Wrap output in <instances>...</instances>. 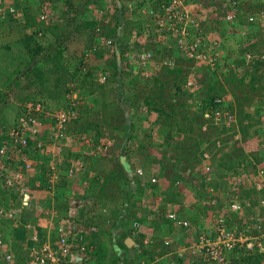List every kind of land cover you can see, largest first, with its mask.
I'll return each mask as SVG.
<instances>
[{"label": "built area", "instance_id": "obj_1", "mask_svg": "<svg viewBox=\"0 0 264 264\" xmlns=\"http://www.w3.org/2000/svg\"><path fill=\"white\" fill-rule=\"evenodd\" d=\"M38 1L40 0H18V5H15L9 0H0V20L9 16L12 20L23 21L25 4H33V2ZM212 1L216 3V6L219 5L225 13L223 18L226 29H237L235 33L244 39H250L249 31L246 28H241L240 24L245 23L239 21L245 20L264 27V8L253 4L252 7L245 6L244 12L241 9V0ZM126 7L128 10L142 12L147 18L146 25L133 29L129 36L128 45L122 46L123 58L128 61L129 66H133L135 63L142 77L152 78V68L160 71L176 65L175 54L190 60L189 63L192 67L196 64H203L209 72L213 70L217 72L219 66L225 63L229 64L231 68L236 66L221 49V38L214 34H206L201 20L195 19L198 8H203L201 1L127 0ZM102 13V10L99 9L89 13L86 18L96 22L95 30L97 33L101 31L100 27L105 23ZM46 19L45 13L39 12L37 14V20ZM37 35L41 36V32L37 31ZM171 39L175 41L174 44ZM146 42L149 44V48L135 49L136 44L142 46ZM117 45L118 43L115 42L114 38L98 35L90 49L96 50L99 49V46H103L102 48H105L107 54V52H115ZM163 45L174 50L175 54L162 55L160 52ZM155 49H159L160 52L156 53ZM242 58L246 65L255 62L264 63V48H247L243 51ZM150 64L153 67L150 68ZM106 76L107 72L101 71L97 79L99 82H103ZM74 84V82H70L71 87L67 93L65 92L67 98L65 107L54 109L47 106L41 99L27 100L15 115L13 122L0 133L2 136L0 139V179L5 178L8 183H14L23 196L29 192L31 171L39 163H43L44 175H42L43 187L41 190H45L49 194L50 202L46 208H43L42 215L52 217L55 213L57 214V221L55 224H51V233L49 232L45 239H39L36 232H32L30 239L33 243L26 247V256L32 264H86L95 240L96 225L92 223L82 224L83 221L79 218L77 206L71 204L60 206L53 196L56 190L55 184L60 178L64 177L70 182L75 176L80 175L79 169L89 162L82 160V156L78 160L72 161L73 163L70 164L69 168L65 169L62 167L65 148H68L71 143L78 146L87 145L90 148L87 151L90 156L105 154L111 144L105 138H100L99 143L95 144L87 133H78L72 130L82 102ZM184 86L194 88L198 84L189 77ZM221 101V98L214 99L216 103ZM198 105L199 101L196 102L195 108ZM212 121L220 132L212 134L210 141L203 143L201 162L195 168L196 171L200 168L199 173L205 177H210L212 174V147L223 145L224 137H229L228 143L232 138L239 139L235 111L217 108L213 112ZM223 126L225 129H222ZM201 130L203 132L208 131V123H204ZM231 130H234V133L229 134L228 132ZM81 152L86 153L84 148ZM37 155L39 156L38 159H34L33 157ZM245 168L250 170L247 171L249 174L247 177L250 181L251 193L242 199L238 196V192L232 193L229 209L240 214L243 213L242 218H240L244 223L248 222V225H245L247 227H227L226 217L223 214L212 213V226L207 231L201 229L196 232L192 244L189 245L191 264L197 259L209 263L224 264L233 251L241 249L246 252L264 250V147L261 157L250 158L247 163L242 162L237 170L246 173ZM136 172L142 174V169L138 167ZM229 174H231L229 176L230 182L235 183L237 172H230ZM80 180H82L80 185L84 187L87 180L85 178ZM156 180V176L150 177L151 183L156 182ZM176 183L178 184L179 181L177 180ZM20 199L22 200V198ZM211 201L216 203L214 200ZM252 201H256L258 206L257 204L254 206ZM0 215H5L10 219L13 217V214L4 208L1 200ZM167 217L183 228L190 227L189 220L180 218L174 211H168ZM131 231L135 235L142 233L141 227L136 221L131 224ZM140 242L145 248L152 247L151 239L147 236L142 237ZM168 243V239L162 240L163 245ZM3 260L5 264H12L14 257L11 253H6L3 255ZM139 264H145V262L140 261Z\"/></svg>", "mask_w": 264, "mask_h": 264}, {"label": "trees", "instance_id": "obj_2", "mask_svg": "<svg viewBox=\"0 0 264 264\" xmlns=\"http://www.w3.org/2000/svg\"><path fill=\"white\" fill-rule=\"evenodd\" d=\"M49 1L53 3V0ZM119 1L120 6H114L116 12L115 15L117 18L116 23L108 28L107 26H103L99 33H96V30L94 29L96 22L86 20L83 17L85 16V13L90 10L89 5H94L95 7L100 6L98 0H64V3L62 4L61 9L59 10V18L61 19L62 14H64V11L66 10L68 11V14H70L67 19L63 18V20L58 19L57 16L55 17V19H52L54 18V14L53 16L50 14L47 15L46 20H37V14H34L32 12L35 10V8L38 10V12H44L43 10L39 11V5L42 4L44 0L33 2L32 5L35 6L34 8L28 4H25V16L23 19L26 24L23 27L25 29V32L22 33L19 38L22 50H18L19 52L17 51V54L13 53L10 48V44H8L3 46L4 52L0 53V55H2L3 57L5 56L4 59H8L9 62L14 63V68L11 73L4 74L3 72H0V103L5 102V99L9 95L8 90H10L11 94V90L13 89L12 86H14V91H16L15 89L21 87L19 86L21 82H19L18 79L24 78L23 80H25L26 78L27 80H29L33 92L24 95L23 98H25V100L41 99L45 102L47 106L54 109H57L59 107H65L67 102L65 92L67 93V91L70 89V82H74V87L77 89L79 98H81V93L88 95L89 97L87 98V100L90 102V104L81 102L79 108V115L78 118L75 120V124L72 130L78 133H87L92 138L95 144L99 143V139L101 136H104L107 139L118 138V144L116 146L119 145L117 147L119 148V150L114 151L113 154L116 156L117 164L119 165L120 170L122 172L121 175L124 180L123 184L128 185V188H126V190L124 191H126V193L130 192V178L127 174L125 163L120 162L121 155H125L127 157L126 163H129V168L131 169L135 168L136 166V164H132L130 162L131 157H135L138 160V164L141 165L147 172H149L150 169L157 170L159 166V169L161 170V175L165 176L171 186L177 187V184L174 183L179 178H175L174 174L177 171L181 172L183 169H185L184 166H187V164L189 163L194 166L195 162L199 161L198 159L200 155V144L204 141H210L211 135L215 133L212 132L211 135H205V133L201 134L199 132L201 125L203 123H208L209 128H216L217 126H215L212 121V116L215 109L226 108L232 111H235V109L231 105V102L228 101L227 91H224L223 87H216L219 85L223 86V84L219 83V76L215 70L210 73L206 71L207 67L203 69L205 70L204 75L213 79V84L207 86L206 91L200 89L201 95L197 99L199 101V105L194 112H190L189 114L187 110H184L183 106L189 108L193 107L190 102H182L183 104H181V102L176 103L172 102L171 100V103L163 105L161 101H159V99H161L159 92H163V87L169 81L165 77L159 78L154 76L152 78L154 84L149 85L146 82V79L141 77L138 71V67L135 63L133 64V66H129L128 61H126L125 59L123 60V50L121 49V45L118 48L121 57L120 64L117 63L116 56L112 52H108V56L103 58V46H99V49L91 50L90 47L97 40V35H105L107 37L112 36L114 37V39L117 36V29L121 25L119 19L120 17H123L127 14V7L124 5L123 0ZM199 1H201L206 8L208 7V5L212 6L214 3L212 0ZM12 2L13 4L18 5V0H12ZM54 4H56V2H54ZM253 4L264 8V0H257L253 2ZM212 8L214 10V13L216 12L215 14L220 17L217 22L218 25L226 28V26L224 25L226 23L223 18L225 13L222 8ZM52 11L56 12V5L54 6ZM134 12L136 11L134 10ZM119 13H121L120 17ZM139 13L141 12H137V14ZM196 17L197 16H195V19H200L199 16L197 18ZM212 17L213 16H211V19H215ZM10 21L15 22L16 20H12L8 16L0 20V27L4 26V24L9 23ZM244 21L245 20H243L242 23H245L248 26L247 29H254V34L257 32V34H261L260 36H262V34L264 35V27L260 26L259 24H257L256 26L258 27H256L253 23ZM210 29H213V26ZM37 31L41 32V36L37 35ZM83 31H85L84 34H82ZM75 34H80V36L73 38ZM261 38L262 37H260L259 40H262ZM171 40L174 44L175 41L173 39ZM262 41H264V39ZM72 43L74 44L72 46L73 49L71 53L73 59L70 60L69 57L65 56V52L68 50L69 47H71ZM143 46H145V48L150 47L149 44L146 42V44L142 46L136 44L135 49H140V47ZM155 52L159 53L160 50L155 49ZM160 53L162 55H168L175 54V51L171 48L168 49L166 48V46L163 45ZM174 58H176V65L171 66V68L167 67L163 69L166 74V77L171 78V88L173 89V92L171 93L172 96L175 91L174 87L178 86V83H182L183 85L189 77L190 79H195L194 74L192 73V71H195L189 63L190 60L179 57L176 54ZM232 61L234 63H237L236 60L234 61L232 59ZM238 61H240L242 64L244 62V59L239 58ZM242 65H244V63ZM261 65L262 64L260 62L244 65V69H246L244 70V73L240 75V77L238 75L236 76L237 78L239 77V82L241 84H244L247 80H249L252 84V79H250V77H248L249 79L246 78L247 76H249L247 72L248 70H256ZM82 66H84L83 69ZM151 67H153L152 64H150V68ZM225 68L227 70H230V73L232 72L231 66L229 64H227ZM104 69L108 71V77L106 81L107 84H109V92H104V89L102 90L101 88L97 90L96 87V85L98 87L102 86L96 83L95 79L97 78L98 73ZM134 69L136 70V72ZM13 73L16 74V79L14 77L12 78ZM226 75L224 76L228 80L229 78L233 79L235 77L233 73L227 76ZM123 76H125V79H123ZM174 78L177 79V82H174L172 85V80ZM95 83L96 88L94 89ZM152 86H154V88H152ZM214 87H216L217 89H215ZM251 87L254 88L253 86ZM221 93H223L224 95H222ZM107 94L111 95L112 98L107 96ZM215 98H221L222 101L220 103H216L214 102ZM125 111L128 112V119L124 115ZM190 111H193V109H191ZM90 113L93 114V117L91 119H85L86 116L90 115ZM204 113H208V115L205 117L203 116ZM178 114L181 116L191 115L192 118L198 119V135L197 137L192 136L196 137V139H190L191 141L188 144L181 143L172 145L173 143H170L169 146L172 145V154L170 157V153L169 151H167L168 149L166 148V145L167 143H169L168 140L169 138H171V133L169 132L170 134H168V132H162L161 127L171 123V125H176L178 127L179 134L181 130H183V133L184 131H187L186 125L188 123H185L183 119H177L176 115ZM3 121H5V119H0V122H2L0 124V131L3 130V128L5 127ZM188 125H191V123H189ZM222 129H225V127L223 126ZM87 130H90L91 133H88ZM154 131H156V133H161L164 135V138L159 141V144H154L151 141V134ZM215 131L218 132L217 130ZM113 132L115 133L113 134ZM228 133L232 134L234 133V130H231ZM176 141H178V139ZM133 143H136V148L134 150H127V148L132 147ZM151 148H155L156 151L150 153ZM84 149L86 153H82L80 149L78 151H73L70 147L65 148V158L63 160L62 167H64L65 169L69 168L70 164L73 163L72 161H76L82 156V160H88V164H84L79 169V176L81 177L79 178L78 176V178L76 179H79L80 184L82 181L80 179L85 178L87 180L86 185L84 187L82 186L84 189V197H93V194L91 193L96 189L95 187L97 183L95 182V180L101 178L99 176V166L97 167L95 165V162H97L101 157L100 154L89 156L87 151L90 148L87 145ZM217 153L218 151L216 152V154ZM249 156L253 157L254 155L245 153L243 149H240V145H237V147L234 146L226 152L227 159L221 157V159H217L219 160V162L217 163H219V165H225L226 163L229 170L235 171L234 167H238L241 164L240 162L249 161ZM38 157L39 156L37 155L33 158L38 159ZM168 157H170L171 159L168 160ZM254 158L256 159V157ZM38 166L42 167L43 163H39ZM93 166H96L97 169H95ZM93 169L96 170V172H93L94 175L93 173H91ZM43 171L44 167L39 168V170L35 172V174H37L35 177L33 175L31 177L29 176V190L32 188V186L35 185V182L39 183L37 185V188L41 189L43 187L41 181V178H43L42 175H44ZM114 173L115 170H112L110 171V173L106 174L103 179H101L102 186L106 187V183L118 182L119 179L115 180V177L113 176ZM136 176V174L133 176V181L135 185L139 184L142 180V177ZM182 179L179 180L182 181ZM2 180H5V178L0 179V182ZM208 181H210V179ZM69 186L70 184L68 183V180L64 177L60 178L55 184L56 190L53 196L55 201L58 202L60 206L67 205V195L70 192ZM104 189L105 188H101V190L103 191ZM139 189V186L136 185L135 191L132 193V196L137 195V193H139ZM249 190L251 191V189ZM250 191L248 192L251 193ZM252 202L254 206L256 204L258 206V203H256V201ZM99 204L107 206V204L102 202H100ZM114 204L113 206H111L110 214L112 215L111 218H114L115 220L111 218H106V220H109L112 228L118 227L117 225H119V227H122L124 224V217L122 216L123 219L122 217H118V208L120 206H125V204L124 202H122L120 205ZM84 207L85 206L79 208L80 216H84L87 213L83 211L85 209ZM113 207L114 209L112 210ZM133 214L134 213H132V215ZM34 219L31 218L29 220V223L35 222ZM92 219L93 218L89 220L85 219L83 221L84 223H87L90 220L92 221ZM11 220L14 221V217H12ZM240 222L241 220L239 219V223ZM225 223L227 227H231L229 226V221L226 220ZM21 226L22 228H25L24 225ZM35 232L39 239H45L48 235L47 233H44L43 236H40L38 234V231ZM124 234L125 232L122 233V235ZM119 245H122V243L120 242ZM232 253L234 254V256L232 255L230 259L232 260V258H235L234 260H232V262H236L237 264H262L261 261L263 259V256L260 254L261 252H258V250H255L253 252H246L245 250L241 249L233 251ZM91 255L92 253L89 254V258L86 264H90ZM235 255H237V257ZM230 259L229 262H231ZM115 260L117 261L118 257H115ZM95 264L105 263L99 261V263Z\"/></svg>", "mask_w": 264, "mask_h": 264}, {"label": "crops", "instance_id": "obj_3", "mask_svg": "<svg viewBox=\"0 0 264 264\" xmlns=\"http://www.w3.org/2000/svg\"><path fill=\"white\" fill-rule=\"evenodd\" d=\"M9 1L12 2V0ZM126 1L123 0L125 6ZM115 5H117V0H114V6ZM110 6L111 5L109 4L107 5L108 15H112L114 13L115 7L112 8V6ZM212 7L215 6L208 5V7L206 8L203 5V8H198L196 16H199L202 25L204 26L203 28L206 34L208 32L210 35L214 34L221 38V49H223V52L226 57L237 61V63L235 62L236 67L231 68L232 72H228L229 74L233 73L235 77L233 76V79L229 78L228 80L224 76V74L226 75L227 73H224L222 74L223 77L221 78L222 81L220 80V82L223 84L224 88H227L228 84H231V86H237L239 80L236 76L238 74L239 76L242 75L244 73V70H246L244 69V65H242L241 62L238 61V59L241 58L240 48H264V41H262L264 39V35L262 34V36H260L261 34H257V32L254 34V29L249 31L247 29L248 26L246 24H240L241 28H246L249 31L247 32L249 33V36L251 38L246 40V38L244 39L241 35L235 33L237 29H235L234 31V28H232L233 30H227L223 26L221 27L217 23L220 17L215 14L216 12L214 13ZM126 13H128L126 14L127 16L124 15L123 17H120L121 13H119V17L124 18L126 16L131 27L133 26V28H141L146 25L147 18L142 12L137 14V12H134V10H128L126 8ZM211 16H213L212 18L215 19H211ZM126 18H124L123 20H126ZM103 20L106 22L107 28L112 26L115 22H113V20L108 16H104ZM120 20L121 19H119V21ZM254 25L256 26V24ZM212 26L214 30L210 29ZM118 29L119 30L117 31V36L115 37V39L121 41L123 39V36H121L122 33L120 27H118ZM84 32L85 31H83L82 33ZM249 36H247V38H249ZM260 37H262V40H259ZM0 42H2L1 39ZM13 49L11 50L13 51ZM0 51L4 52L3 44L0 45ZM70 59L72 60L73 58L70 57ZM196 65H198L199 72L204 75V71L201 69L203 65ZM193 68L195 69L194 65ZM222 69L223 72L227 71L226 68ZM3 73L7 74L8 72L6 70H3ZM194 73L195 72H193V74ZM248 75H250V78L252 77V81H254L255 76L257 77L258 75L259 77L255 82H253L252 84L250 83L248 86H264V67L261 70H248ZM194 78H196V76H194ZM175 89L177 92L179 91V88ZM205 89H207V87ZM215 89L217 88L215 87ZM235 91L237 92V89H232L233 94H236ZM164 94H166V96H169L168 93L164 92ZM227 96L230 102L233 100V102H231V105L234 107V109L237 110H235V112H237L236 129L239 132L240 141L238 144L237 141H234L235 143H233L230 147L225 146L223 147L224 150L223 148L218 150V159H221V157L227 159L226 152L234 146L237 147V145H240V149H243L245 153L254 155L253 157L262 156V151L264 147V99H252L251 102H247L244 101V98H242L241 95H236L237 97L234 98L231 93H228ZM246 115L249 116L247 122L241 119V116ZM204 116H207V114L204 113ZM185 117L186 116H183L181 119H184ZM1 119H5V121H7L6 118ZM241 123H245L246 125L241 126ZM161 130L162 132H168V134L171 133L172 140L180 139L179 135H182L184 137L183 130H181L179 134L178 127L176 125H171V123L161 127ZM156 136H159L158 141H156ZM160 137L163 139L164 135L161 133H156V131H154L151 134V141L154 144H159V139L161 140ZM172 145H174V143ZM155 151V148L150 149V153H153ZM114 156V154L110 155L109 159L115 158ZM248 158L250 159L251 156H249ZM120 160L122 163H124L126 162L127 157L124 156V159L120 158ZM130 162H132V158L130 159ZM95 165H98V161L95 162ZM127 166H129L128 163ZM184 168L185 169H183L181 172L177 171L174 174L175 178H183L182 181L177 184V187L171 186L165 176L161 175V172H159V166L157 170L150 169L149 173L155 172L154 174L158 175L159 179L157 183L151 184L148 182V177H145L140 181L139 184H136L140 188L139 193H137V195L132 196V193H126V198L128 196L129 200L127 199L126 201H124L125 206H120L118 208L119 211L117 210L119 213L118 217H124V224L122 227H119V225H117L118 227L116 228H112L109 220H106V218L110 219L112 216L110 214V210L106 211V209L103 207L99 208L102 211L100 212V214L96 215V212H93L95 210H93V206L91 208L92 202L96 201L95 198L99 199L97 197L94 198V195L103 196V192H105V189L107 188L102 186V184L101 186L99 185V179L95 180L98 186L96 185V189L92 192V194L94 193L93 197H90L89 201L79 206H85V209L83 211L85 213L87 212L84 216L79 215L81 221L93 218L92 221L90 220L87 223H84L83 221L82 224L87 225L89 223H92L97 227L94 236L95 240L92 244L93 247L91 249L92 255L90 256V264L99 263V261L101 262L102 255L101 258L98 255L99 253H104L106 251V246L110 247L108 252L109 256L115 254L116 257H118V260L114 264H139L140 261H144L145 264H191V256L188 250L189 245L192 244L196 232L201 229H205L207 231V229L212 226V213L223 214L226 217V220L229 221V226L231 227L240 228V226H245L246 224L248 225V222L244 223L241 219L243 213L240 214L238 212L231 211L229 209V203L231 201L232 193L238 192V196L241 197V199L244 197H248V191H250V181H248L249 174L247 173V171H250L248 170L249 168L244 169L247 174L243 172L241 173V171L237 170V181L235 183L230 182L231 179H229L228 182V178L229 176H231V174H227L225 176V172L229 170L226 163L225 165H219V163H216L213 172L210 175V178L214 180L210 181H207V179H205L202 174H190L191 166L187 165L184 166ZM38 169L39 167L36 166L35 170L37 171ZM36 171L32 172V175L34 177L37 175L35 174ZM75 177L78 178V176ZM41 181L43 180L41 179ZM79 182V179H73L71 181L69 186V193L72 194L74 197L83 200L87 198V196L84 197V189L82 186H80ZM34 184L35 185L32 186V188L28 192V201L25 204L23 201H21L20 198L22 196L14 183H8L6 180H2L0 182V200L3 201L4 208H6L8 212L10 211L11 213H13L14 217L13 221L5 217V215H0V264H5L3 260V255L6 253H11L14 257L12 264H32L31 262H29L26 256V247L33 243V241L30 239L32 232L34 233L35 231H38V234L40 236H43L44 233L49 234V232L51 233V224L53 225L55 224V221H57L56 213L52 215V217L42 215V208H45V204L50 202V196L45 190L37 188V185L39 184L38 182H35ZM136 185L134 183V186L132 187L133 192L135 191ZM105 186H108L107 183L105 184ZM102 187L105 188L104 191L99 192L100 188ZM96 190L98 194H95ZM211 200L216 201V203H212ZM98 202L100 203V201ZM107 202L110 203L109 199L107 200ZM111 202V204H121V202L119 201L113 202V199L111 200ZM113 209L114 207L112 208V210ZM168 211H174L180 218L189 220L190 227L183 228L182 226H179L169 220L167 217ZM132 213L134 214L132 215ZM31 217L33 219L35 217V222L29 223V221H24L29 218L31 219ZM239 219L241 220L240 223ZM134 221H136L140 225L142 230L141 234L135 235L130 230L131 224ZM21 225H24L25 228H22ZM19 226L22 229H19ZM123 232H125L124 235H122ZM146 236L149 237L152 242V247L147 249H145V247L140 244V239ZM127 238L132 240L128 242L129 246L125 244ZM165 238L169 240V243L167 245L162 244V240ZM120 242L122 243V245H119ZM129 251L132 252V254L129 253ZM260 254L263 256L261 263L264 264V251ZM232 255L234 256V254L231 253L229 259L232 257ZM235 256L237 257V255ZM229 259L227 262H229ZM234 259L235 258H232V260ZM232 260L230 259L231 262H226L225 264H237L236 262H232ZM102 262L105 264H111L107 263L106 260L105 262ZM193 264L215 263H209L207 261L197 259L193 262Z\"/></svg>", "mask_w": 264, "mask_h": 264}, {"label": "rangeland", "instance_id": "obj_4", "mask_svg": "<svg viewBox=\"0 0 264 264\" xmlns=\"http://www.w3.org/2000/svg\"><path fill=\"white\" fill-rule=\"evenodd\" d=\"M74 1H76V0H74ZM243 1V2H242ZM255 1H257V0H241V4H242V6H241V9H242V11H244L245 12V6H249V7H252V5H253V2H255ZM54 2H56V4H54ZM98 2H99V4H100V6H98L99 8H101V10H104V9H107L108 7H107V5L109 4V5H111L112 6V8H114V0H98ZM51 2L49 1V0H44V2L42 3V4H40L39 6H40V8H39V11H44L43 13H45L46 15H49V14H51L52 16H53V14H54V18H52V16H51V18L52 19H55V17L57 16V18L58 19H60L59 18V16H60V9H61V6H62V4L64 3V0H53V3H51ZM215 5H216V3H214ZM28 5H30L31 7H35V6H33L32 5V3H29ZM41 5H42V7H41ZM56 5V12H54V11H52L53 10V8H54V6ZM110 6V7H111ZM30 7V8H31ZM217 7H219V5H217ZM70 11V10H69ZM48 12V13H47ZM32 13H34V14H38L39 12H38V10L35 8V10L32 12ZM89 13V10L85 13V15H87ZM115 9H114V13L112 14V15H108V11L107 10H105V11H103V13H102V16H108V17H110L112 20H113V24H115L116 23V21H117V18H116V15H115ZM70 14V13H69ZM69 14H68V11L66 10V11H64V14H62V17H61V19L63 20V18L64 19H67V17L69 16ZM128 14V13H127ZM127 16V15H126ZM126 16L124 17V18H126ZM84 18H85V16H83ZM124 18H120L121 20H120V22H121V26L122 27H120V29H122V31L124 32V34H126L131 28H133V26L131 27V25L129 24V21H128V19L126 18V20H123ZM60 19V20H61ZM242 21L243 20H241V21H239V22H241L242 23ZM24 25H26L25 24V21L23 20H20V21H15V22H9V23H6V24H4V26H2V28L0 27V39H1V41L2 42H4V43H2V42H0V45L1 44H3V46L4 45H8V44H10L11 45V49H13V53H16L17 54V51L18 50H20L22 47H21V44H20V42H19V38H20V36L22 35V33H24L25 32V29L23 28L24 27ZM257 25V24H256ZM249 29V28H248ZM231 30H233V29H231ZM250 30V29H249ZM235 31V30H234ZM82 34H84V33H82ZM77 36H80V34H75L74 36H73V38H76ZM1 37H3V38H1ZM125 37V36H124ZM74 44L72 43V45H71V47H69L68 48V50L65 52V56L66 57H71L72 58V55H71V53H72V46H73ZM22 50V49H21ZM19 52V51H18ZM0 53H3L2 51H0ZM17 56H19V55H17ZM241 56V58H242V55H240ZM5 58V56L3 57L2 55H0V69H1V71L3 72V70L5 71H7L8 73H11L12 72V70H13V68H14V63H11V62H9V60L8 59H4ZM71 60V59H70ZM244 63V65H246L245 64V62H243ZM242 63V64H243ZM225 66L227 65V63H225L224 64ZM224 67V66H223ZM222 67V68H223ZM236 67V66H235ZM195 68L197 69L198 68V65H195ZM202 68V67H201ZM194 69V71H195V73H194V76H196V82L198 83V81H200V83H202V84H200L201 85V87L199 86V87H197V88H192V89H188V88H184L183 86H182V83L181 84H179L178 83V86H176V87H174V88H179V91L177 92V91H174V94H175V96H177V97H179L180 99H178L177 101V103H180L181 102V104H183L182 102H190V104H192L193 105V107H186V106H183L184 107V110H187L188 111V113L190 114V110L191 109H193L194 108V106H195V102H196V100L198 99V97L201 95V90L200 89H204V91H206V87L207 86H209V85H211V84H213V79L212 78H209L208 76H206V75H202L200 72H199V70L197 69ZM0 71V72H1ZM228 72H230L229 70H227V71H225V72H223V69L222 70H219V68H218V70H217V73H218V75L220 76L219 77V83L221 84V82H220V80H221V78L223 77V75L222 74H224V73H228ZM248 73V72H247ZM15 73H13V76H12V78L14 77L15 78ZM161 75H163V71L159 74V78L161 77ZM225 75V74H224ZM238 76H239V74H238ZM240 77V76H239ZM238 77V78H239ZM248 77H250V75L249 76H247L246 78L247 79H249ZM3 78H4V76H3ZM200 78V79H199ZM257 78H259L258 77V75H257V77L255 76V78H254V81H252V82H255L256 80H257ZM16 79V78H15ZM14 79V80H15ZM18 79V78H17ZM22 79V80H21ZM21 79H18V81L19 82H21V84L19 85V86H21V87H19L18 89H15L16 91H18V92H16V91H14L13 89H14V86H12L13 87V89L11 90V94H10V90H8V93H9V95H8V97L5 99V102H3V103H0V119L1 118H6L7 119V121H3V123H4V125H6V126H8L12 121H13V118L15 117V115L20 111V109H21V106H22V104L24 103V101H26L25 100V98H23L24 97V95H26L27 93H32L33 91H32V86H31V84H30V82H29V80H27L26 78H25V80H23L24 78H21ZM123 79H125V76H123ZM208 79V80H207ZM211 79V80H210ZM250 79H252V77L250 78ZM224 80V79H223ZM222 81V80H221ZM147 83L149 82V80L148 81H146ZM176 83L177 82V79H173L172 80V85H173V83ZM97 83V82H96ZM96 83L94 84V89L97 87V90H99L100 88L103 90L104 89V92L106 91V92H109V88H108V86H109V84H107V81H105V83L104 84H100V83H98V84H100V85H102L101 87H98L97 85H96ZM146 83V84H147ZM15 84V83H14ZM250 84V81L249 80H247L244 84H240V82H238V84H237V86H231V84H228L227 85V88H224V86H223V89H224V91H227V94L228 93H231V95L234 97V98H236L237 96L236 95H241L242 96V98H244V101H249V102H251L252 101V99H261V100H263L264 99V86H253L254 88H252L251 86H248ZM89 85V84H88ZM95 85H96V87H95ZM142 85V84H141ZM140 85V86H141ZM148 85V84H147ZM125 86V85H124ZM127 86V85H126ZM149 86V85H148ZM231 86V87H230ZM217 88H221L222 87V85L220 86H216ZM226 87V86H225ZM241 87V88H240ZM152 88H154V86H152ZM165 88L166 89H164L163 91L165 92V93H169V94H171L173 91H172V88H171V86H165ZM215 88V87H214ZM237 89V92H236V94H233L232 93V89ZM239 88H240V91H239ZM202 89V90H203ZM227 89V90H226ZM229 89H230V92H229ZM80 90H81V88H80ZM199 90H200V92H199ZM25 92V93H24ZM203 92V91H202ZM257 92H258V94H257ZM15 93V94H14ZM220 94V93H219ZM222 95H224L223 93H221ZM159 95L161 96V99H159V101H161V103L163 104V105H167L168 103H169V100H168V98H166L165 96H166V94H163L162 92L161 93H159ZM107 96H109L110 98H112L111 97V95H109V94H107ZM170 96V95H169ZM172 96V95H171ZM262 96V97H261ZM89 96L88 95H85V94H82L81 93V99H82V102H84V103H89L90 104V102L87 100V98H88ZM188 97H190V98H188ZM258 97V98H257ZM18 98V99H17ZM233 98V99H234ZM194 100V101H193ZM229 102H230V100H228ZM231 102H233V100L231 101ZM261 102V101H260ZM186 108V109H185ZM94 110V109H93ZM236 110V109H235ZM237 111V110H236ZM237 113V112H236ZM124 115H126V113L124 112ZM93 117V114H91L90 113V115H88V116H86V118L85 119H91ZM183 116H180V115H177V119H181ZM85 119H83V120H85ZM200 119V118H199ZM241 119H243L244 121H246L247 122V120L249 119V116L248 115H246V116H241ZM183 121H185V123H191V125H186V130L187 131H184V137L182 136V135H179L180 136V139H178V141H176V140H172L171 138H169V140H168V142L169 143H167V145H166V148L168 149L167 151H169V153H170V157H171V145L169 146V144L170 143H174V144H181V143H184V144H188V143H190V139H193V138H195L196 139V137H197V135H198V125H197V121H198V119H194V118H192V116H186L184 119H183ZM2 122H0V124H1ZM246 124L245 123H241V126H245ZM87 132L88 133H91L90 132V130H87ZM212 132H215L216 133V131L212 128L210 131H207V134L208 135H211L212 134ZM115 132H113V134H114ZM190 134H191V136H190ZM192 136H196V137H192ZM212 136V135H211ZM158 137L159 136H156V141H158ZM161 138V137H160ZM112 139V142H113V146H112V149L108 152V154L106 155V154H104V155H102L101 156V158H99V160H98V165H97V167L99 166V173H100V179H99V185L101 186V179H103V177L104 176H106V174H108V173H110V171H112V170H115V173L113 174V176L115 177V180H118V182L117 183H115V182H113V183H107V185L108 186H106L107 188L105 189V192H103V190H101V188H100V191L99 192H103V196L102 195H99V196H95L94 195V193H93V195H94V198L95 197H98L99 199H96L95 198V202H92V205H91V208H92V206H93V212H96V215L97 214H100V212L102 211L101 209H99V208H105L106 209V211H108V210H110V208H111V206H113V204H111L112 202H111V200L113 199V202H124V201H126L127 199L129 200V198H128V196H127V198H126V192L124 191L125 190V188H128V185H125V184H123L124 183V180H123V177H122V175H121V170H120V167H119V165L117 164V161H116V156H114L115 158H110L109 159V156L110 155H113V153H114V149L116 148V147H118V146H116L118 143V138H111ZM162 139V138H161ZM159 141H160V139H159ZM176 142V143H175ZM241 143V142H240ZM71 149L72 148H74V146H75V144L74 143H71ZM116 149H118V148H116ZM216 149V147H212V151H214ZM170 157H168V160H170L171 158ZM160 165V164H159ZM187 165H189V166H192V164L191 163H189V164H187ZM97 167L95 166L94 168L95 169H97ZM162 167V166H161ZM235 168V171H236V169H237V167L235 166L234 167ZM95 169H93V171L91 172V173H93V172H95L94 170ZM160 170V169H159ZM161 171V170H160ZM93 175H94V173H93ZM226 176V175H225ZM97 185V184H96ZM98 186V185H97ZM103 188V187H102ZM123 188H124V190H123ZM92 194V193H91ZM95 194H98L97 193V190H96V192H95ZM112 198V199H111ZM109 199V201H110V203L109 202H107V200ZM100 201V202H103V203H105V204H108L107 206L106 205H100L99 204V202L98 201ZM32 218V217H31ZM30 220V218L29 219H26V220H24V221H29ZM19 229H22V228H20V226H19ZM102 247V246H101ZM109 246L107 247H105V249H106V251L104 252V254L103 253H99V257L101 258V255H102V260L101 261H104L105 262V260H106V262L107 263H111V264H114L115 262H116V260H115V257H116V255L114 254V255H108V252H109ZM102 249V248H101ZM129 253H131L132 254V252H130L129 251ZM113 254V253H112ZM118 255V254H117ZM134 257V256H133ZM112 261V262H111Z\"/></svg>", "mask_w": 264, "mask_h": 264}, {"label": "clouds", "instance_id": "obj_5", "mask_svg": "<svg viewBox=\"0 0 264 264\" xmlns=\"http://www.w3.org/2000/svg\"><path fill=\"white\" fill-rule=\"evenodd\" d=\"M120 2V1H119ZM214 5V4H213ZM215 7H217L216 5H214ZM89 8H90V10H89V13H92L93 11H97V10H101V8H99V7H95L94 5H91V6H89ZM108 9V8H107ZM107 9H104V10H102V12L103 11H105V10H107ZM88 13V14H89ZM88 14L87 15H85V18L84 19H86L87 18V16H88ZM51 15V14H50ZM103 17V19H104V16H102ZM87 20V19H86ZM91 21V20H90ZM93 22V21H92ZM122 25V24H121ZM121 25L119 26V27H121ZM103 26H107L106 25V22L103 24V25H101V29H102V27ZM96 28V24H95V26H94V29ZM136 28V27H135ZM135 28H131L126 34H124V32L122 31V29H121V33L123 34H121V36H123V39L121 40V41H118V40H116L115 39V41H116V43H118V45H117V47H116V50H115V52H113L114 54H115V56H116V59H117V63L118 64H120V60H121V57H120V53H119V51H118V48H119V46L121 45V49H122V46H124V45H128V41H129V36H130V33L132 32V30L133 29H135ZM100 29V30H101ZM119 29H117V31H118ZM97 33V32H96ZM208 33V32H207ZM98 36V35H97ZM103 36H105V35H103ZM125 36V37H124ZM105 37H107V36H105ZM111 38H114V37H111ZM251 38V37H250ZM119 39H120V37H119ZM246 40H248V39H246ZM118 41V42H117ZM144 48H145V46H143ZM247 48H250V47H241L240 49H241V51H240V55H242V53H243V51L245 50V49H247ZM102 50H103V48H102ZM108 53V52H107ZM117 53L119 54V60H118V57H117ZM108 56V54H106L105 53V48H104V50H103V58H105V57H107ZM123 60H124V58H123ZM262 65L258 68V69H262L263 67H264V63L263 62H260ZM203 65V64H202ZM224 66V67H223ZM221 67H223V68H225L226 66L225 65H221V66H219V70H221L222 68ZM206 67L203 65L202 66V70L203 69H205ZM235 70V69H234ZM101 71H106L107 72V76H106V79L103 81V82H99L98 81V76H97V78L95 79L96 80V82L97 83H102V84H104L105 83V81L107 80V77H108V71L106 70V69H104V70H101ZM100 71V72H101ZM163 71V75H161V77L160 78H166L169 82L168 83H166L165 84V86H171V78H167L166 77V74H165V72H164V70H160V71H157V70H155V68H152V72H153V76H152V78L154 77V76H156V77H159V74L161 73ZM204 72H205V70H203ZM206 71H208V69L206 68ZM230 71V70H229ZM99 72V73H100ZM209 72V71H208ZM98 73V74H99ZM211 73V72H210ZM219 76V75H218ZM142 77V76H141ZM142 78H144V77H142ZM152 78H150V79H146V78H144V79H146V81H148L149 80V82H148V84L150 85V84H154V82H153V80H152ZM194 80H196V78L194 79ZM196 82V81H195ZM197 83V82H196ZM198 86H200V83H199V81H198ZM165 86L163 87V90L164 89H166L165 88ZM184 88H188V89H192V87H186V86H184V84L182 85ZM198 86H196V87H194V88H197ZM172 91H173V89H172ZM175 91H176V89H175ZM159 93H161V91L159 92ZM163 94H164V91L162 92ZM168 95H170V96H165L166 98H168V100H169V103H171V100H172V102H178L177 100L178 99H180L179 97H177V96H175L174 94H173V96L171 97V94H169L168 93ZM82 100V99H81ZM27 101V100H26ZM198 100H196V102H197ZM25 102V101H24ZM195 102V103H196ZM195 106H196V104H195ZM195 106H194V108H193V111H190V112H194L195 110H196V108H195ZM198 112V111H197ZM125 113H126V115H125V117L128 119V112L127 111H125ZM236 113V112H235ZM207 115H208V113H206ZM191 116V115H190ZM204 116V115H203ZM236 116H237V114H236ZM206 117V116H205ZM201 119V118H200ZM13 120H14V118H13ZM13 122V121H12ZM11 122V123H12ZM204 122V121H203ZM10 123V124H11ZM9 124V125H10ZM204 124V123H203ZM203 124L201 125V127H200V129H199V132L202 134V133H205V135H207V131L206 132H203L202 130H201V128H202V126H203ZM8 125V126H9ZM8 126H6L5 125V127L3 128V130H5L6 129V127H8ZM212 128H209V130L208 131H210ZM214 130H217L218 131V133L220 132L217 128H213ZM3 130H1L0 131V133L3 131ZM217 133V132H216ZM223 133V132H222ZM0 136H1V134H0ZM1 138H2V136H1ZM100 138H105L104 136H101ZM105 139H107V138H105ZM228 139H229V137L228 138H226V137H224V139H223V145H220V146H217L216 147V149L214 150V151H212V156H211V160H212V172H213V169H214V166L216 165V163L217 162H219V160H217L218 159V156H217V154H216V152L218 151V150H220L221 148H223V147H225V146H228V147H230L231 145H232V143H234L233 141H237V144L239 143V139H231L230 140V142L228 143ZM107 140H109L110 142H111V144H110V147H109V149H108V151L105 153L106 155L108 154V152L112 149V146H113V142H112V139L111 138H108ZM204 142H206V141H204ZM204 142H202L201 144H200V155H199V161H197V162H195V164H194V166H192L191 167V171H190V174H192V175H196V174H202V173H199V170H200V168L198 169V171H196L195 170V168L196 167H198L199 166V164H200V157L202 156L201 155V149H202V145H203V143ZM136 143H133L132 144V147H130V148H127V150H134L135 148H136V145H135ZM129 146H130V143H129ZM68 147H70L71 148V146H68ZM83 148H85V146H78V145H75L74 146V148H72L71 150H73V151H78L79 149L80 150H82ZM117 148V147H116ZM115 148V149H116ZM224 149V148H223ZM117 150H119V148L118 149H116L115 151H117ZM102 155H104V154H101L100 155V157L102 156ZM121 156H125V155H121ZM121 156H120V158H121ZM126 157V156H125ZM261 157V156H260ZM132 158V164H136V166H135V168H133V169H131L132 170V174H133V176L136 174L137 176H140V177H142V179H144L145 177H148V182L149 183H151L150 182V177L151 176H156V178H157V180H156V182H154V183H151V184H155V183H157V181H158V179H159V177H158V175L157 174H154L155 172H153V173H149V172H147V171H145V169L141 166V165H139L138 164V160L135 158V157H131ZM252 159H255L254 157H251ZM256 158H258V157H256ZM141 161V160H140ZM120 162H121V160H120ZM247 162H249V161H246V162H244V163H247ZM122 163V162H121ZM125 163V165H126V168L128 167L129 168V166H127V163L126 162H124ZM240 163H242V162H240ZM141 164V163H140ZM128 165H129V163H128ZM38 166V165H37ZM39 167V166H38ZM141 168L142 169V174H138L137 172H136V169L137 168ZM39 168H41V167H39ZM150 169V168H149ZM39 170V169H38ZM34 171H36L35 170V167H34V170H32L31 171V176H32V172H34ZM150 171V170H149ZM159 172H161L160 170H159ZM230 172H235L234 170H227L226 172H225V175H227V174H229ZM30 176V177H31ZM202 176H203V174H202ZM203 177H205V176H203ZM77 177H75V178H73V179H76ZM134 178V177H133ZM41 179H43V178H41ZM205 179H207V181L210 179L211 180V178L210 177H205ZM228 180H229V178H228ZM72 181V180H71ZM71 181L70 182H68L69 184L71 183ZM178 181L180 182V180L178 179ZM175 184H177L176 183V181H175ZM179 184V183H178ZM134 186V181H133V184H131V181H130V194L131 193H133V189H132V187ZM27 195L29 196V194L27 193ZM71 196V197H69V196ZM67 195V198H68V202H67V204H70L71 203V200L72 199H74V198H76V199H78L77 197H74L72 194H68ZM22 198V200L21 201H23L24 202V199H23V196L21 197ZM70 198V199H69ZM87 198H90V197H87ZM78 200H80V199H78ZM27 201H28V197H27V199H26V201L24 202L25 204L27 203ZM49 203V202H48ZM48 203H46L45 204V208H46V206L48 205ZM58 203V202H57ZM78 208H80L79 206H77ZM43 209V208H42ZM13 214V213H12ZM264 250H262V251H258V252H263Z\"/></svg>", "mask_w": 264, "mask_h": 264}, {"label": "water", "instance_id": "obj_6", "mask_svg": "<svg viewBox=\"0 0 264 264\" xmlns=\"http://www.w3.org/2000/svg\"><path fill=\"white\" fill-rule=\"evenodd\" d=\"M117 5L120 6L119 0H117ZM117 57H118V60H119V54L118 53H117ZM121 159H124V156H121ZM126 170H127L128 176L130 178L131 184H133V174H132V170L130 168H128V167L126 168ZM27 197H28V195H27V193H25L23 195L24 202L26 201ZM87 201H89V198H85L83 200H78V199L74 198V199L71 200V203L70 204L72 206H80L82 204H85ZM127 240L125 241V244L129 246V243L128 242L129 241H132V240L129 239V238H127Z\"/></svg>", "mask_w": 264, "mask_h": 264}]
</instances>
